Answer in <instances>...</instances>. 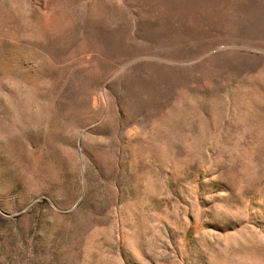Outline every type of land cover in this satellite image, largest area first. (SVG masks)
Masks as SVG:
<instances>
[{"label": "rangeland", "instance_id": "1", "mask_svg": "<svg viewBox=\"0 0 264 264\" xmlns=\"http://www.w3.org/2000/svg\"><path fill=\"white\" fill-rule=\"evenodd\" d=\"M0 264H264V0H0Z\"/></svg>", "mask_w": 264, "mask_h": 264}]
</instances>
